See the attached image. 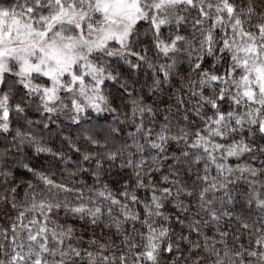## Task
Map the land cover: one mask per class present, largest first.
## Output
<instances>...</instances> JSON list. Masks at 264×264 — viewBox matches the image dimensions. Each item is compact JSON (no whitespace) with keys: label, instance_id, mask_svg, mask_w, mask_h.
Wrapping results in <instances>:
<instances>
[{"label":"clouds","instance_id":"9594fccd","mask_svg":"<svg viewBox=\"0 0 264 264\" xmlns=\"http://www.w3.org/2000/svg\"><path fill=\"white\" fill-rule=\"evenodd\" d=\"M0 264H264V0H0Z\"/></svg>","mask_w":264,"mask_h":264}]
</instances>
